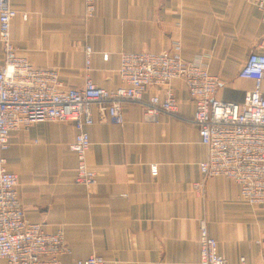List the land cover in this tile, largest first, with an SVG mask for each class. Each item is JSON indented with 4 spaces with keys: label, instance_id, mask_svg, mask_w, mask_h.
<instances>
[{
    "label": "crops",
    "instance_id": "obj_1",
    "mask_svg": "<svg viewBox=\"0 0 264 264\" xmlns=\"http://www.w3.org/2000/svg\"><path fill=\"white\" fill-rule=\"evenodd\" d=\"M10 4L17 11L10 28L17 54L57 71L64 86L81 87L89 76L115 89L122 51H167L174 41L184 59H200L218 76V98L242 101L253 86L238 71L258 49L264 22L247 0H95L89 16L84 0ZM86 46L92 49L88 68ZM171 86L176 115L148 119L140 104L126 102L122 123L114 124L92 105L86 161L95 176L88 186L75 181L71 122L37 121L12 131L3 151L6 168L18 176L26 219L47 233L61 230L70 249L61 264L89 254L115 264H199L201 220L231 264L241 256L264 261V205L240 198L228 177L203 179L198 163L206 147L190 122L194 101L183 82ZM153 94L163 89L148 87L143 97Z\"/></svg>",
    "mask_w": 264,
    "mask_h": 264
},
{
    "label": "built area",
    "instance_id": "obj_2",
    "mask_svg": "<svg viewBox=\"0 0 264 264\" xmlns=\"http://www.w3.org/2000/svg\"><path fill=\"white\" fill-rule=\"evenodd\" d=\"M84 1L89 16L95 9V0ZM247 1L260 11L264 22V0ZM16 15L10 0H0V264H61L60 256L70 252L61 230L44 232L40 223L25 217L17 190L18 176L7 170L3 155L12 131L37 121L71 122L76 129L69 145L77 159L75 181L88 186L95 176L86 161L92 105L114 124L122 123L126 102L140 104L148 119H155L159 113L176 115L173 81L184 83L195 104L190 122L197 127L206 147V157L198 163L203 179L228 177L238 184L240 198L264 205V37L238 71L239 77L253 81L242 101L218 98V76L200 59H184L178 41L167 51H122L118 68L121 85L115 89L99 87L89 76L81 87H68L54 69L36 67L17 54L10 36ZM91 52V47L86 46L87 68ZM148 87H160L163 94L145 99L143 93ZM150 171L155 174L156 166L151 165ZM199 185L194 183L195 187ZM199 244V264H231L218 253L217 242L204 220L199 223ZM74 264L115 263H107L102 255L89 254ZM236 264L264 261L251 263L241 256Z\"/></svg>",
    "mask_w": 264,
    "mask_h": 264
}]
</instances>
